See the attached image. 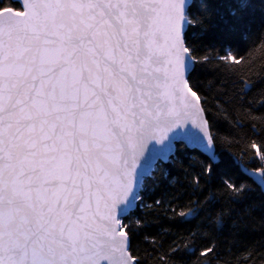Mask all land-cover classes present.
Masks as SVG:
<instances>
[{"label": "snow or ice", "instance_id": "1", "mask_svg": "<svg viewBox=\"0 0 264 264\" xmlns=\"http://www.w3.org/2000/svg\"><path fill=\"white\" fill-rule=\"evenodd\" d=\"M257 4L0 0V264H180V244L142 254L135 209L177 142L208 156L197 185L216 174L208 95L251 91L252 58L236 46ZM209 65L219 76L206 87ZM244 147L264 163V131L253 125Z\"/></svg>", "mask_w": 264, "mask_h": 264}, {"label": "trees", "instance_id": "2", "mask_svg": "<svg viewBox=\"0 0 264 264\" xmlns=\"http://www.w3.org/2000/svg\"><path fill=\"white\" fill-rule=\"evenodd\" d=\"M253 11L249 35L236 46L240 54L252 58L253 70L248 74L254 82L251 91L243 103L230 96L217 99L218 90H211L208 95L206 118L212 125L215 153L220 161L216 174L210 180L205 178L207 183L200 180L197 185L195 177L202 173L208 156L183 143L175 144L174 153L156 168L154 179L146 186L143 203L135 209V216L144 223L134 241L142 254H150L155 247L163 255L171 245L180 244L182 250L176 254L180 264H198V258L200 264H261L264 193L242 170V165L249 170L264 169V163L258 157L252 159L244 147L247 137L252 136L253 125L257 132L264 131V26L260 23L264 7L257 4ZM211 69L209 65L202 73L206 87L219 76ZM226 179L246 185L244 195L230 196L223 187ZM157 200L161 203L156 204ZM180 213L184 214L182 218ZM184 245H188L187 251ZM211 246H215V252L206 260L200 258V250Z\"/></svg>", "mask_w": 264, "mask_h": 264}, {"label": "water", "instance_id": "3", "mask_svg": "<svg viewBox=\"0 0 264 264\" xmlns=\"http://www.w3.org/2000/svg\"><path fill=\"white\" fill-rule=\"evenodd\" d=\"M13 1V0H12ZM195 130V129H194ZM177 143H183L188 149H191V150H197L203 154H205L207 156V154L203 151V149L197 147L195 144L185 140V141H182V142H177ZM175 151V147H174V150H173V153ZM172 153V154H173ZM172 156V155H171ZM168 161V160H167ZM165 161V162H167ZM244 173L250 177L255 183L256 185H258L260 187V189L262 190V192L264 193V180H261L260 179V170L261 168L257 169V170H248L247 168H245L244 166L242 167ZM255 173V174H253Z\"/></svg>", "mask_w": 264, "mask_h": 264}, {"label": "bare ground", "instance_id": "4", "mask_svg": "<svg viewBox=\"0 0 264 264\" xmlns=\"http://www.w3.org/2000/svg\"><path fill=\"white\" fill-rule=\"evenodd\" d=\"M12 1V0H11ZM13 2V1H12ZM244 165H242V167H243ZM245 167V166H244ZM246 168V167H245ZM248 169V168H247ZM259 169V168H258ZM262 169V168H261ZM243 170V169H242ZM249 170V169H248ZM254 170H257V169H254ZM244 172V171H243ZM256 184V183H255Z\"/></svg>", "mask_w": 264, "mask_h": 264}]
</instances>
